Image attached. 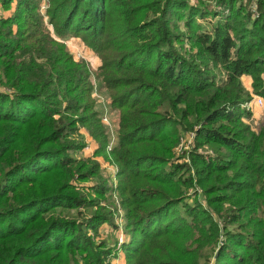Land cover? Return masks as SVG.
<instances>
[{"label":"trees","instance_id":"1","mask_svg":"<svg viewBox=\"0 0 264 264\" xmlns=\"http://www.w3.org/2000/svg\"><path fill=\"white\" fill-rule=\"evenodd\" d=\"M0 1L16 2L0 18V83L7 87L0 89V264H112L106 242L89 234L112 211L101 206L87 218L56 212L84 216L81 209L99 207V198L72 186L74 169L51 188L41 185L52 169L73 162L69 150L78 146L66 140L88 122L86 64L56 44L40 0ZM50 4L58 37H82L103 59L110 89L127 85L114 92L113 107L121 110L114 154L125 178L118 189L128 264H209L212 257L213 264H264V122L252 124V93L244 85L251 77L264 98V0ZM184 131L196 140L191 161L174 163ZM164 140L172 145L165 155L137 153ZM208 145L214 155L199 150ZM196 183L204 202L191 204L186 190ZM16 187L18 202L6 197Z\"/></svg>","mask_w":264,"mask_h":264},{"label":"rangeland","instance_id":"2","mask_svg":"<svg viewBox=\"0 0 264 264\" xmlns=\"http://www.w3.org/2000/svg\"><path fill=\"white\" fill-rule=\"evenodd\" d=\"M192 1L194 2L196 0ZM242 1L245 3L248 0ZM15 6L16 2H13L9 7H6L4 3L0 1V18L5 15L10 16L15 10ZM50 7V0H40V12L50 30L52 37L56 39V44L59 42V46H66L69 55H71L76 62H84L86 64V68L89 73L88 79L91 86L89 97L92 100V106L90 108L91 104L88 102L89 98L85 99L84 104L87 107L85 114L89 116L88 122L78 123L77 132L72 134L69 137V140H66L68 142H75L78 146L77 148L69 150V154L73 162L67 164L65 169H52L50 172L56 173L42 177L41 185L51 188L52 183L56 179L60 182L66 179L62 172H66L67 169H74L75 176L71 180L73 184L72 186L75 187L78 192L84 193L87 198H99V207L95 206L94 209L90 210L87 208L81 209L85 214L84 216L80 215L77 209L59 208L56 212H62L63 215L67 217L81 216L83 218H87L89 216L91 217L93 212L99 211L101 206L107 208L105 210L112 211V216L110 217L109 221L101 222L98 226V231H90L89 234L92 235L98 241V243H101L102 241L106 242V248L112 250L111 256L109 258V261L112 264H128V259L123 245L126 242H129L130 234L126 227V213L124 209H122L120 189H118L119 185H122L125 182V178L124 174L122 173V164L120 163L117 154H114V151L120 149L118 136L120 131L119 126L121 120V110L117 107H113L114 92L119 93L126 90L127 85H122L115 91L110 89L108 81L103 71L100 69L103 65V59L100 57L98 52L93 51L88 46L87 42L82 37L76 35H72L65 39L58 37L53 25L49 22ZM252 10L254 13V18H259L263 9L260 10L259 4L255 2L252 4ZM207 21H209V19H207ZM15 28L17 29V27ZM188 49L190 50L191 47ZM106 70H109V68ZM116 76L121 75L116 74ZM127 76H130V74ZM127 76H125V78ZM244 85L252 93V100H255V98L261 96L253 91L251 77H245ZM6 88L7 87L5 85H1L0 83V89L6 90ZM246 106L249 107V105ZM250 109L253 111V117L251 121L252 124L259 126L261 122H264V104L259 105L257 103H253ZM93 112H95V115L91 114ZM95 117L99 118L101 121L99 123L102 127L98 124V122L95 121ZM102 129L103 132L101 131ZM182 133L183 135L181 137L180 143L174 147L175 158H173V161H175L174 163L179 162V164L191 161L187 154H189V151L194 148L196 142L192 131H184ZM103 136H105V140H103ZM171 148V143H168L166 140H164L159 142V144H156V146L153 148L154 150L152 151L150 150L151 146L143 145L142 147L137 148V153L142 154L146 149H149L150 154L165 155ZM199 150L206 151L210 155H214V153H216L215 150L209 145ZM169 165L171 164L169 163ZM78 166H80V169L76 170ZM147 168L149 167H143L144 170ZM143 169L139 172H144ZM83 172L84 174L88 172L89 176L86 178H81V174ZM190 172L197 171L193 167ZM104 183H106L109 188L106 189V193L99 194L97 192V187L98 185ZM35 187L36 185H29V188L26 190L33 191ZM16 189L17 187L11 190L13 193H8L6 197L14 196L18 202L20 192L18 189ZM186 191H189L188 201L191 204H194L198 200L200 202H204V192L199 184L196 183ZM212 261L213 257L209 264H213Z\"/></svg>","mask_w":264,"mask_h":264},{"label":"built area","instance_id":"3","mask_svg":"<svg viewBox=\"0 0 264 264\" xmlns=\"http://www.w3.org/2000/svg\"><path fill=\"white\" fill-rule=\"evenodd\" d=\"M253 103H257L259 105H263L264 104V99L261 96H258L257 98H255V100H253ZM252 102L247 103V105H249V107L253 104Z\"/></svg>","mask_w":264,"mask_h":264}]
</instances>
